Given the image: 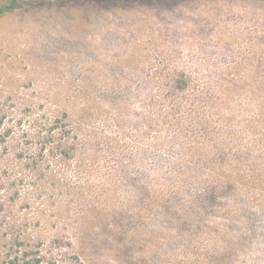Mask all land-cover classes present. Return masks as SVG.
<instances>
[{"label":"rangeland","instance_id":"1","mask_svg":"<svg viewBox=\"0 0 264 264\" xmlns=\"http://www.w3.org/2000/svg\"><path fill=\"white\" fill-rule=\"evenodd\" d=\"M157 77L264 82V0H23L0 13V264H179L191 252L182 239L196 228L161 222L148 186L171 157L160 143L170 105L155 113L145 98L161 90L148 84ZM260 87L221 108L199 104L233 130L229 145L264 159ZM201 124L184 128H210ZM72 127L77 152L66 155Z\"/></svg>","mask_w":264,"mask_h":264},{"label":"trees","instance_id":"2","mask_svg":"<svg viewBox=\"0 0 264 264\" xmlns=\"http://www.w3.org/2000/svg\"><path fill=\"white\" fill-rule=\"evenodd\" d=\"M20 1L23 0L2 5L0 13L12 11ZM88 1L78 0L81 4ZM107 1L118 0H100ZM153 79L148 84L158 83L159 89L166 88L165 93L160 90L156 95L146 94L145 98L155 113L163 104L170 105L165 129L172 135L160 143L171 151V157L163 158L160 168L152 171L148 186L156 188L155 203L163 211L161 222L173 227H193L197 231L191 234L189 230L184 235L183 243L191 247V252L180 254L177 263L264 264V159L251 157L249 148L248 155L243 156L244 149H235L234 141L228 143V138H235L233 130L224 133L222 128V131L216 129L202 112L210 104L221 108L222 103L233 98L244 100L264 82L260 77H223L203 85L195 84L191 77ZM80 84L84 103L92 101L94 96L86 90V81ZM114 104L119 106L121 101ZM87 110L84 105L79 116L85 118L89 114ZM63 117L71 118V112L65 110ZM197 120L210 128L197 134L184 128ZM77 136L74 127L66 131L64 154L77 152L73 143ZM10 264H31V260L15 256Z\"/></svg>","mask_w":264,"mask_h":264}]
</instances>
